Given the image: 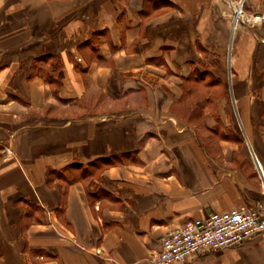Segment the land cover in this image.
<instances>
[{"label":"crops","instance_id":"obj_1","mask_svg":"<svg viewBox=\"0 0 264 264\" xmlns=\"http://www.w3.org/2000/svg\"><path fill=\"white\" fill-rule=\"evenodd\" d=\"M256 13L0 0V264H152L189 220L264 200ZM187 264H264V234Z\"/></svg>","mask_w":264,"mask_h":264},{"label":"built area","instance_id":"obj_2","mask_svg":"<svg viewBox=\"0 0 264 264\" xmlns=\"http://www.w3.org/2000/svg\"><path fill=\"white\" fill-rule=\"evenodd\" d=\"M235 20H242L240 11ZM250 26L264 24V13L247 19ZM264 234V200L226 211H214L202 218H193L167 233L161 250L152 264H187L206 250H224Z\"/></svg>","mask_w":264,"mask_h":264},{"label":"rangeland","instance_id":"obj_3","mask_svg":"<svg viewBox=\"0 0 264 264\" xmlns=\"http://www.w3.org/2000/svg\"><path fill=\"white\" fill-rule=\"evenodd\" d=\"M126 115H120V116H114L112 118H110L112 121H121L123 120V118H125Z\"/></svg>","mask_w":264,"mask_h":264}]
</instances>
